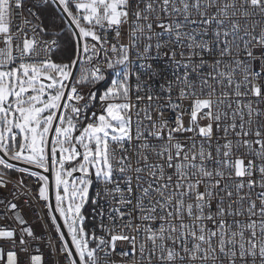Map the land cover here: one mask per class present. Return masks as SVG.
I'll use <instances>...</instances> for the list:
<instances>
[{
	"label": "snow or ice",
	"instance_id": "snow-or-ice-1",
	"mask_svg": "<svg viewBox=\"0 0 264 264\" xmlns=\"http://www.w3.org/2000/svg\"><path fill=\"white\" fill-rule=\"evenodd\" d=\"M26 3L0 0V264H264V0Z\"/></svg>",
	"mask_w": 264,
	"mask_h": 264
},
{
	"label": "built area",
	"instance_id": "built-area-1",
	"mask_svg": "<svg viewBox=\"0 0 264 264\" xmlns=\"http://www.w3.org/2000/svg\"><path fill=\"white\" fill-rule=\"evenodd\" d=\"M32 2L33 0H27V3L25 4V17H28L27 8L32 7ZM14 20L15 22L19 23L21 21V17L14 16ZM10 176L13 181H15L16 179L20 178L21 174L13 172L10 174ZM23 179L31 189V194L28 197L22 196L18 201H16L19 204L20 215L27 222L23 227H31L34 233L37 236L41 237L40 240L33 242V252L35 254L42 255L45 259H47L49 251L47 242L51 239L54 244H59V239L54 228L50 224V220L47 218V216H45L46 210L40 206V204H42L43 202L37 204L36 200L33 199V195L35 194V191L38 187L35 182V178L24 176ZM9 187H11V185ZM6 196H9V193L4 189H0V198ZM25 199H28L30 201V204H25ZM5 223L13 228L20 227L12 220H8L6 222L0 220V226H3Z\"/></svg>",
	"mask_w": 264,
	"mask_h": 264
},
{
	"label": "trees",
	"instance_id": "trees-1",
	"mask_svg": "<svg viewBox=\"0 0 264 264\" xmlns=\"http://www.w3.org/2000/svg\"><path fill=\"white\" fill-rule=\"evenodd\" d=\"M42 16L46 24L55 23L58 27H64L61 19L62 13L56 10L55 5H50L42 9Z\"/></svg>",
	"mask_w": 264,
	"mask_h": 264
},
{
	"label": "water",
	"instance_id": "water-1",
	"mask_svg": "<svg viewBox=\"0 0 264 264\" xmlns=\"http://www.w3.org/2000/svg\"><path fill=\"white\" fill-rule=\"evenodd\" d=\"M19 166V165H18ZM38 171V170H37ZM53 203H54V198H53ZM62 224V221H59ZM66 231V230H65Z\"/></svg>",
	"mask_w": 264,
	"mask_h": 264
}]
</instances>
